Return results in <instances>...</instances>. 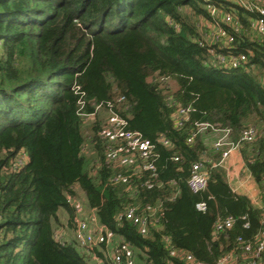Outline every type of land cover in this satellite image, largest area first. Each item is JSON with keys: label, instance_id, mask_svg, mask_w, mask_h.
Here are the masks:
<instances>
[{"label": "trees", "instance_id": "obj_1", "mask_svg": "<svg viewBox=\"0 0 264 264\" xmlns=\"http://www.w3.org/2000/svg\"><path fill=\"white\" fill-rule=\"evenodd\" d=\"M210 1L0 0V264H92L73 242L53 238L60 208L71 222L66 197H74L75 185L99 222L131 245L138 264H187L181 253L215 264L240 254V241L255 242L264 216V47L249 30L254 14L237 9L243 33L232 47L246 53L245 68L211 66L199 32L211 18ZM221 1L220 8L232 7ZM80 102L84 113L101 105L106 115L113 104L128 130L155 144L153 187L143 185L147 171L105 163L98 135L104 120L85 122ZM180 108L188 111L178 125ZM196 124L229 129L232 141L255 128L240 152L262 208L232 192L221 166L211 167L221 152L209 158L202 133L187 143ZM87 130L90 155H83ZM199 160L207 182L194 193L187 180ZM118 173L129 175L127 184L112 181ZM148 205L155 213L145 233L116 219L128 206L149 215ZM227 218L231 226L216 234L215 224ZM103 247L93 250L102 259Z\"/></svg>", "mask_w": 264, "mask_h": 264}, {"label": "built area", "instance_id": "obj_2", "mask_svg": "<svg viewBox=\"0 0 264 264\" xmlns=\"http://www.w3.org/2000/svg\"><path fill=\"white\" fill-rule=\"evenodd\" d=\"M224 1L229 2L232 7L230 9L220 8L224 3L221 0H211L207 5L211 18L210 20L203 21V24L210 26L209 37H211V42L207 44L202 40L209 47L207 62L213 67H221L224 69L245 68V63L247 62L246 53L233 50L232 47L236 37L243 33V26L237 17V9L254 14V17L249 20V30L264 47V0ZM79 104L78 114L84 120L93 119L96 112L102 108L101 105H95L94 112L84 113V103L80 102ZM106 111V118L98 130L99 137L106 144L105 163L114 167L131 169L132 172L147 171L149 178L143 185L147 188L153 187L151 181L156 177V167L154 164L156 157L154 151L155 144L144 138L141 133L128 130L126 128V120L114 111L113 104L108 103L106 105ZM187 111L188 109L185 108H180L177 111L178 125H181L186 118ZM195 126L196 131L187 138V143H191L196 134H201L208 129L216 135L212 147L216 152H221V158L217 162H212L211 167L220 166L232 150L238 149L244 143H252L256 136L255 128L247 127L242 131L236 141H232L229 129H217L209 124H196ZM158 142L165 146L169 145V141L162 136L158 138ZM174 160H178L177 157ZM205 165L206 161L202 160L196 161L191 165L187 184L194 193L204 190L206 186L207 173ZM112 181L114 183L127 184L129 175L121 173L115 174ZM72 200L73 197H66V203L74 209V214L71 219L73 239L70 242H73L77 250L94 257L97 260L94 264H104L105 258H99L93 253V250L102 244L105 248L111 245L109 258L112 264H136L131 245L124 240L114 244L113 239L115 233L99 222L95 209L88 208L90 212L86 214L83 207L75 205ZM196 208L197 210L204 211L206 207L203 202H200L196 204ZM145 209L149 215L146 213H138L136 206H128L123 213L116 216V219L119 221L122 217H125L133 224L139 226L141 233H145L146 226L149 223L148 217L155 213L154 208L149 205ZM261 222L262 228L257 233L253 244L240 241L241 259L234 264H264V216L261 218ZM231 224V218L217 222L214 231L217 234L224 228H229ZM53 238L62 244L68 242L65 236L56 230L53 232ZM169 255L171 257L179 255L187 264H207L196 260L188 253L177 255V251L172 249ZM215 264H229L228 257L224 256ZM230 264H233V261Z\"/></svg>", "mask_w": 264, "mask_h": 264}, {"label": "crops", "instance_id": "obj_3", "mask_svg": "<svg viewBox=\"0 0 264 264\" xmlns=\"http://www.w3.org/2000/svg\"><path fill=\"white\" fill-rule=\"evenodd\" d=\"M216 135L214 132H203L201 134V140L203 141V144L207 150L205 152L207 156L210 158L212 155L216 153V151L213 149L212 144L215 139ZM206 158V159H209ZM225 173L226 181L232 190L237 195L244 196L253 206L262 208V200H261V192L258 184L255 182V180L252 178L248 170L246 169L243 157L240 152V148L236 150H232L229 155L223 160L222 164L220 165ZM87 208H90L88 205H86ZM63 212L62 218H60L59 213ZM90 212L88 209L87 213ZM57 222L59 223L58 228L56 229L57 232H60L65 236L67 239V236L69 233H71V236L73 239V227L71 226V222L69 221L68 213L64 208H60L57 211ZM123 240L121 237L115 235L113 242L114 244ZM107 252L104 255L105 259L109 258L110 252H111V245L106 247ZM228 257V261H233L234 263L239 262L241 259V253H228L225 255ZM134 260L135 263L138 264L140 260L136 257L134 252Z\"/></svg>", "mask_w": 264, "mask_h": 264}, {"label": "rangeland", "instance_id": "obj_4", "mask_svg": "<svg viewBox=\"0 0 264 264\" xmlns=\"http://www.w3.org/2000/svg\"><path fill=\"white\" fill-rule=\"evenodd\" d=\"M232 5H234V4H232ZM234 7H236V6H234ZM201 19V18H200ZM209 25H207V24H203V22H202V20H201V23H200V26H199V32L201 33V37H202V40L205 42V43H210L211 42V37H209L210 35H209V29H210V26H209V28L207 29V27H208ZM165 86L167 87V88H169V89H173L174 87H175V84H174V82L172 81V80H170V79H168V80H165ZM105 116H106V114H105V112H103V111H97L96 112V114L94 115V118H96V117H99L101 120H105ZM94 118L92 119V120H85V122H91V121H93L94 120ZM207 132H209V131H207ZM88 135H89V131L87 130L86 131V133H85V136H86V140H85V143H84V148H83V155H85V154H88V155H90V153H89V151H88V148H89V144H88V141H87V139H88ZM241 147V146H240ZM239 147V148H240ZM238 148V149H239ZM19 157H20V162H18V163H23L24 161H25V156L23 155V154H21V153H19ZM90 157V156H89ZM73 191H74V197H73V203L75 204V205H77V206H80V207H83V210H84V212L87 214V211H88V208L86 207V205H87V201H86V198H85V195H84V193L81 191V189L77 186V185H75L74 186V188H73ZM62 215H63V212H60L59 213V216H60V218L59 219H61L62 218ZM58 226H59V223L58 222H56L55 224H54V229L56 230L57 228H58ZM72 226V225H71ZM73 227V226H72ZM71 238H72V236H71V233H69V235L67 236V240H68V242H70L71 241ZM101 250V253L102 254H105L106 252H107V254H108V251H107V249H105V247H103V248H101L100 249ZM88 259H89V261L92 263V264H94V262L95 261H97L94 257H91V256H89V255H87L86 256ZM108 259V258H107ZM228 263L230 264L231 263V261H228ZM233 264H234V262H233Z\"/></svg>", "mask_w": 264, "mask_h": 264}]
</instances>
